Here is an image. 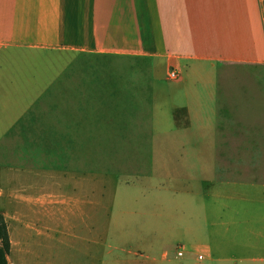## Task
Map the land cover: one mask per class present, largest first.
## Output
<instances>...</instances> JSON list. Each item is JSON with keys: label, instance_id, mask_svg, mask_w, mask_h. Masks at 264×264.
Returning a JSON list of instances; mask_svg holds the SVG:
<instances>
[{"label": "crops", "instance_id": "crops-1", "mask_svg": "<svg viewBox=\"0 0 264 264\" xmlns=\"http://www.w3.org/2000/svg\"><path fill=\"white\" fill-rule=\"evenodd\" d=\"M58 53L67 67L84 54L115 57L131 70L109 100L90 84L101 75L68 73L67 103L51 104L52 190L20 196L13 215L4 210L7 264L17 249L26 256L30 233L82 243L73 264H157V252L174 264L173 247L177 257L195 254L194 264H264V0H0V95L54 89L63 72L42 82L24 62ZM183 63L191 66L181 77ZM110 134L147 143L117 155L128 174L91 169L92 144L112 141ZM33 204L32 218L22 208Z\"/></svg>", "mask_w": 264, "mask_h": 264}, {"label": "rangeland", "instance_id": "rangeland-1", "mask_svg": "<svg viewBox=\"0 0 264 264\" xmlns=\"http://www.w3.org/2000/svg\"><path fill=\"white\" fill-rule=\"evenodd\" d=\"M62 36H60V39ZM28 56L24 65L29 73L37 74V79L40 81L48 82L51 79L50 74L55 72H63V74L54 83V89L48 87L44 89L42 94H12L0 95V118L5 119L0 121V214L3 215L4 210L8 211L11 215L20 211L21 205L18 204L20 196L28 195L30 198H36L41 194H49L51 188V175L49 171L54 164L58 162L56 159V151L53 147V134H52V107L53 102L59 104H66L65 94L67 87L68 73L80 74H98L99 78H94L93 75L90 79L91 87H101L106 90L102 94V98L109 100L112 96L108 93L111 89L120 87L126 80L120 78L122 75H127L131 70L128 62H120L115 57H95L84 54H75L74 62L67 67L66 53H58V56ZM20 63H13L12 65H23ZM188 64L183 63V73L181 77L185 76V71H188ZM208 67V65H206ZM210 71V68H208ZM207 71V70H206ZM104 79H103V78ZM89 80V81H90ZM186 83L190 82L185 78ZM88 81V82H89ZM195 81V80H194ZM254 80H247L248 85L253 86ZM79 80L75 81L73 88H78ZM85 86L87 84L85 83ZM174 90L179 89L170 83ZM88 87V86H87ZM81 90V89H80ZM176 99L180 100L177 96ZM79 103L78 98L74 100ZM28 108L29 111L24 114L22 119L18 121L13 127H6L4 123L8 122L9 118L14 117V114L21 110ZM113 114V111L106 112ZM96 116V115H95ZM5 123V124H6ZM108 129V134L111 133V128ZM115 130V128H112ZM123 130L124 128H117ZM125 130V129H124ZM168 131H173V125L167 126ZM112 141L101 144H92L91 151V169L95 171H104L108 174L120 173L128 174L131 167L126 166L128 160L119 158L117 155H130L132 151H145L147 147L146 142L131 141L116 139L112 134ZM126 138V137H124ZM137 142V143H136ZM101 147H100V146ZM97 147H100L102 153L99 154ZM64 161V160H61ZM143 164V170H146L147 164L145 160H138ZM140 165V164H139ZM24 168L29 171H24ZM49 169V170H48ZM43 170V171H41ZM141 170V169H140ZM51 171V170H50ZM115 178V175L108 176ZM109 188V187H108ZM111 191V188H110ZM9 195V201L4 196ZM111 195V193H110ZM24 213L30 217H35V212L39 211L33 204L32 206H23ZM49 212L50 207L45 208ZM29 235V233H28ZM27 238L28 253L25 257L19 249L11 255L13 262L19 264L21 261L25 264H73V258L80 256L79 252L75 250V246L82 245V243H74L72 239H66L59 236V242L54 243L47 239L42 242L33 236V233ZM17 239L21 242L20 248L24 243L25 237L22 232L18 234ZM102 248V245L97 246ZM20 249V250H21ZM181 251L177 247H173L170 251L167 260L174 264L181 261H187L189 264H194L196 260L195 254L183 253L182 257H177L176 253ZM157 259V264H166L160 260V252L154 254ZM78 264V263H76Z\"/></svg>", "mask_w": 264, "mask_h": 264}, {"label": "trees", "instance_id": "trees-1", "mask_svg": "<svg viewBox=\"0 0 264 264\" xmlns=\"http://www.w3.org/2000/svg\"><path fill=\"white\" fill-rule=\"evenodd\" d=\"M10 243L4 223L3 216L0 214V264H7L6 257L9 254Z\"/></svg>", "mask_w": 264, "mask_h": 264}, {"label": "built area", "instance_id": "built-area-1", "mask_svg": "<svg viewBox=\"0 0 264 264\" xmlns=\"http://www.w3.org/2000/svg\"><path fill=\"white\" fill-rule=\"evenodd\" d=\"M167 77L170 81H176L178 79V74L175 70L170 68L167 72ZM178 256H181V252H178Z\"/></svg>", "mask_w": 264, "mask_h": 264}]
</instances>
